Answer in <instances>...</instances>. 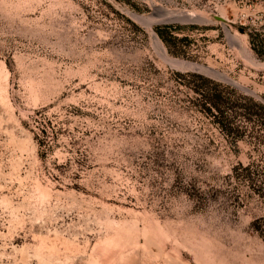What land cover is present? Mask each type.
<instances>
[{"label": "rangeland", "instance_id": "1", "mask_svg": "<svg viewBox=\"0 0 264 264\" xmlns=\"http://www.w3.org/2000/svg\"><path fill=\"white\" fill-rule=\"evenodd\" d=\"M257 104L264 0H0V264H264Z\"/></svg>", "mask_w": 264, "mask_h": 264}, {"label": "trees", "instance_id": "2", "mask_svg": "<svg viewBox=\"0 0 264 264\" xmlns=\"http://www.w3.org/2000/svg\"><path fill=\"white\" fill-rule=\"evenodd\" d=\"M160 38L164 39L161 33H160ZM193 76L202 79L204 82H207V83L210 82V80H207V79H205V78H203V77H201V76H199V75L193 74ZM219 86H220V84H214V87H213V89H214V91H213V96H212L211 98L208 99V101H209V105L207 106L206 109H207V111H209L210 113H212V111L221 112L220 107H219V100H218V98L220 97V95H219V93L216 91L217 87H219ZM246 100H247L248 102H251L250 99H247V98H246ZM257 107H258L259 109H261L262 111H264V106H262V105H258V104H257Z\"/></svg>", "mask_w": 264, "mask_h": 264}, {"label": "bare ground", "instance_id": "3", "mask_svg": "<svg viewBox=\"0 0 264 264\" xmlns=\"http://www.w3.org/2000/svg\"><path fill=\"white\" fill-rule=\"evenodd\" d=\"M156 41L158 42V44H159V39L156 37ZM160 45V44H159ZM162 49V48H161ZM162 52L164 53V51L162 50ZM172 63V62H171ZM178 63V62H177ZM183 65H186V66H191L190 64H187V63H183Z\"/></svg>", "mask_w": 264, "mask_h": 264}]
</instances>
